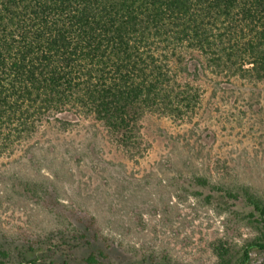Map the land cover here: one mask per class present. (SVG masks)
<instances>
[{
    "label": "rangeland",
    "instance_id": "obj_1",
    "mask_svg": "<svg viewBox=\"0 0 264 264\" xmlns=\"http://www.w3.org/2000/svg\"><path fill=\"white\" fill-rule=\"evenodd\" d=\"M197 86L202 104L190 120L144 117L135 158L94 119L67 131L45 125L0 157V236L22 250L89 227L78 262L98 248L114 264H243L244 248L264 237L244 196L264 206V82L208 74ZM26 182L40 184L38 197ZM248 264H264V251L252 249Z\"/></svg>",
    "mask_w": 264,
    "mask_h": 264
},
{
    "label": "trees",
    "instance_id": "obj_2",
    "mask_svg": "<svg viewBox=\"0 0 264 264\" xmlns=\"http://www.w3.org/2000/svg\"><path fill=\"white\" fill-rule=\"evenodd\" d=\"M208 74L264 82V0H0V157L45 125L94 119L135 158L144 117L193 118ZM42 189L25 183L34 196ZM244 193L264 226V206ZM79 230L22 250L0 236V264H114L98 248L78 262L75 250L94 238ZM252 249L264 251V237L244 248L243 264Z\"/></svg>",
    "mask_w": 264,
    "mask_h": 264
}]
</instances>
